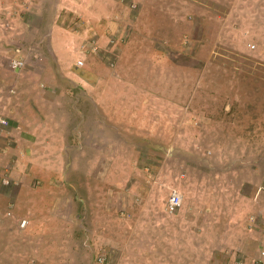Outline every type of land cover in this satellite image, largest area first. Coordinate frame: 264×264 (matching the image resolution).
<instances>
[{
	"label": "rangeland",
	"instance_id": "1",
	"mask_svg": "<svg viewBox=\"0 0 264 264\" xmlns=\"http://www.w3.org/2000/svg\"><path fill=\"white\" fill-rule=\"evenodd\" d=\"M2 119L0 264H243L264 0H0Z\"/></svg>",
	"mask_w": 264,
	"mask_h": 264
},
{
	"label": "crops",
	"instance_id": "2",
	"mask_svg": "<svg viewBox=\"0 0 264 264\" xmlns=\"http://www.w3.org/2000/svg\"><path fill=\"white\" fill-rule=\"evenodd\" d=\"M54 39V38H53ZM234 98H232V100H231V102H233L234 100H233ZM241 138H243L244 139V137H242L241 135H235V136H233L232 135V137L231 138H228L227 140H226V142L227 143H232L234 146H235V149H237L239 146H236V144H237V142H240L241 141ZM246 138V137H245ZM244 141H246V139L244 140ZM249 142H251V141H253V139L252 138H249V140H248ZM235 149H233V151L235 150ZM229 151V150H228ZM231 152V151H230ZM240 153V152H239ZM238 153V154H239ZM223 159H228V160H230V161H234V160H237V159H239L238 157H236L235 155H234V153H233V156L232 155H229V153H227V152H225L224 153V155H223ZM254 158L253 157H250V158H247V160L245 161V162H242L243 164H244V166H247L245 169H248V170H251V173H252V170L254 171V173H256L257 171H256V167H257V163H256V161L255 160H253ZM240 164H241V161H240ZM255 168V169H254ZM240 169V170H239ZM235 171L236 172H234L233 173V175H235V174H237V175H240V174H242V167H240V168H236L235 169ZM238 171H240V172H238ZM239 179H241V178H239ZM259 184H261V185H263V186H261L260 187V190H263L264 191V175H263V177H261V181H260V183ZM236 186H241V183L240 184H236ZM235 187V186H234ZM228 188V187H227ZM227 190H229V189H227ZM235 190H236V188H235ZM238 190V189H237ZM241 198H242V196H238V197H234L233 198V200H228V202L226 203V204H231V202L232 201H235L234 202V204L232 205V206H234V207H239V205H241ZM248 200H250V199H248ZM243 203H246V205H248L249 204V202L247 201V202H243ZM264 210V209H263ZM263 220V222H264V219H262ZM261 233H260V236H258V237H256L255 235H254V237L252 238V236H248L247 237V239L245 240V242H246V245H245V249H244V253L246 254L245 256H243V258H245V260H244V262H243V264H264V258H261L260 257V255H259V251L261 250V248L263 247V245H264V232L263 231H260ZM238 240V244H239V242H241V237L239 238H237V234L236 235H234V237H233V243L232 242H230V237L229 238H226L225 240H224V242L227 244V243H230L232 246H236V239ZM225 246V245H224ZM236 248H238V245H237V247ZM226 264V263H225ZM240 264H242V263H240Z\"/></svg>",
	"mask_w": 264,
	"mask_h": 264
},
{
	"label": "built area",
	"instance_id": "3",
	"mask_svg": "<svg viewBox=\"0 0 264 264\" xmlns=\"http://www.w3.org/2000/svg\"><path fill=\"white\" fill-rule=\"evenodd\" d=\"M23 65H24V62L21 59L13 58L11 60V67L14 70L22 68ZM82 65H83V60L80 58V59H78L76 61V66L80 67ZM6 123L7 122H5L4 119H2L1 122H0V124H6ZM181 203H182L181 194L178 191H176V190H173L172 192H170L168 200H167V203H166L168 210L171 211V212L176 211L179 208V206L181 205ZM25 223H26V220H24V219H21L19 221V225L21 227L25 226ZM259 255H260L261 258H264V245L261 248V250L259 251Z\"/></svg>",
	"mask_w": 264,
	"mask_h": 264
},
{
	"label": "clouds",
	"instance_id": "4",
	"mask_svg": "<svg viewBox=\"0 0 264 264\" xmlns=\"http://www.w3.org/2000/svg\"><path fill=\"white\" fill-rule=\"evenodd\" d=\"M84 63V62H83ZM81 67V66H80Z\"/></svg>",
	"mask_w": 264,
	"mask_h": 264
}]
</instances>
